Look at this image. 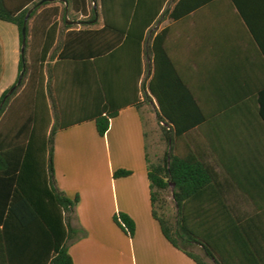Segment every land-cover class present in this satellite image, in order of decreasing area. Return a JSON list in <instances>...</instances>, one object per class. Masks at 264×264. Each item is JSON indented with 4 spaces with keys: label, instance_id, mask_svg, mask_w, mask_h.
<instances>
[{
    "label": "crops",
    "instance_id": "1",
    "mask_svg": "<svg viewBox=\"0 0 264 264\" xmlns=\"http://www.w3.org/2000/svg\"><path fill=\"white\" fill-rule=\"evenodd\" d=\"M238 1L166 0L144 31L137 66L114 53L59 58L67 25L102 26L99 2L93 19L70 10L59 20L46 68L63 122L75 123L53 138L54 184L79 198L71 224L84 232L67 242L73 264H196L168 242L151 213L144 129L134 105L150 95V85L156 95L147 118L169 108L186 129L187 156L212 168L191 199L190 227L229 264H264V0ZM19 57L17 27L0 20V97L18 77ZM106 101L118 113L99 136L92 117ZM118 169L131 173L115 178ZM117 212L133 219L132 237L114 223Z\"/></svg>",
    "mask_w": 264,
    "mask_h": 264
},
{
    "label": "trees",
    "instance_id": "2",
    "mask_svg": "<svg viewBox=\"0 0 264 264\" xmlns=\"http://www.w3.org/2000/svg\"><path fill=\"white\" fill-rule=\"evenodd\" d=\"M231 1L239 6L238 0ZM98 2L102 26L71 29L72 25H67L59 58L67 54L81 59L96 58L114 53L123 55L126 61L133 57L137 66L144 31L166 0H130L127 4L95 0ZM145 5L157 7L148 13ZM93 6V0H0V20L17 27L20 48L24 18L33 7L26 25L25 50L19 57L18 77L25 65L21 82L7 95L17 77L0 97V264H73L67 242L84 232L71 224L79 198L68 197L54 184L53 138L58 129L75 123L63 122L65 109L61 100L51 96V71H47L46 63L57 39L59 20L64 22L70 10L82 16L89 13L93 19ZM99 80L103 82L101 76ZM149 93L152 97L156 95L151 85ZM150 95L145 94L144 100L135 101L134 105L144 129L152 216L168 242L196 264H229L223 252L216 251L190 227L191 199L205 188L212 168L200 159L187 156L186 140L182 136L186 129L173 122L167 107L159 106L155 111L153 121L161 128L157 137L158 131L147 118L150 111L144 107L149 104ZM117 113L118 109H112L106 101L92 117L99 136L107 132L111 118ZM163 142L167 147L159 154ZM130 173L118 169L113 176ZM171 183L175 210L169 214L165 193ZM113 221L126 236H133L135 223L126 213L117 212ZM193 244L201 247L208 260L189 250Z\"/></svg>",
    "mask_w": 264,
    "mask_h": 264
},
{
    "label": "rangeland",
    "instance_id": "3",
    "mask_svg": "<svg viewBox=\"0 0 264 264\" xmlns=\"http://www.w3.org/2000/svg\"><path fill=\"white\" fill-rule=\"evenodd\" d=\"M96 5V7H97V3L95 4ZM91 3H89L88 4V8H91ZM77 16V14H73V12H69V16ZM147 108V110L148 111H150L151 113H153L154 112V109H153V107L150 105V104H148V106L146 107ZM151 124H152V126L154 127V129L156 130V131H158V135H157V137L159 136V131L161 132V128H160V126H158L156 123H155V121H153L152 120V122H151ZM161 144V150H158V152H159V154H161L162 153V150L163 149H166V147H167V145H166V143H160ZM171 188H172V186H170V188L166 191V197H167V200H168V206H167V210H168V213L169 214H172L173 212H174V210H175V208H174V205H173V202H172V200H171V196H170V190H171ZM192 252H194V253H196V254H199L200 256H202L205 260H208L206 257H204L203 256V253H202V251H200V250H191Z\"/></svg>",
    "mask_w": 264,
    "mask_h": 264
},
{
    "label": "water",
    "instance_id": "4",
    "mask_svg": "<svg viewBox=\"0 0 264 264\" xmlns=\"http://www.w3.org/2000/svg\"><path fill=\"white\" fill-rule=\"evenodd\" d=\"M62 1H65V0H62ZM93 1H94V7H95V0H93ZM32 10H33V7L28 9V11L26 13V16L24 18L22 29H21V36H22L21 48H20V53L21 54H23V52L25 50V46H26V31H27L26 25H27L28 17L30 15V13L32 12ZM71 22H73V21H68V20L66 21V23H71ZM24 71H25V65L23 64L16 84L8 90L7 95L11 94L16 89V87L19 85V83L21 82V79H22ZM0 108H1V104H0ZM171 186H173V183H171Z\"/></svg>",
    "mask_w": 264,
    "mask_h": 264
}]
</instances>
